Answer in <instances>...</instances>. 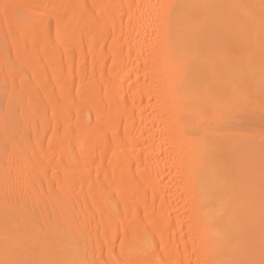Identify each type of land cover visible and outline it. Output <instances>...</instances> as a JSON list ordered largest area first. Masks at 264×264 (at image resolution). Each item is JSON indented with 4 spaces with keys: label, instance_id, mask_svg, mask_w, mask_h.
Wrapping results in <instances>:
<instances>
[{
    "label": "bare ground",
    "instance_id": "1",
    "mask_svg": "<svg viewBox=\"0 0 264 264\" xmlns=\"http://www.w3.org/2000/svg\"><path fill=\"white\" fill-rule=\"evenodd\" d=\"M260 4L0 0V260L17 241L54 264L259 260L239 100Z\"/></svg>",
    "mask_w": 264,
    "mask_h": 264
},
{
    "label": "rangeland",
    "instance_id": "2",
    "mask_svg": "<svg viewBox=\"0 0 264 264\" xmlns=\"http://www.w3.org/2000/svg\"><path fill=\"white\" fill-rule=\"evenodd\" d=\"M258 1H261V0H258ZM259 15H261V13ZM259 19H261V18H259ZM261 21H262V19H261ZM261 32H262L261 35H264V26L262 27ZM243 44H244V42H243ZM245 44L247 45V43H245ZM245 44L243 46V49L245 47L247 48V46ZM254 45H256V44H254ZM254 47L252 46L250 49L251 54L255 53L254 50L256 51L258 46L256 45ZM248 49H249V46L247 49H245V51H247ZM245 51L242 50V52H244V53H243V55L241 54L243 57L242 64H243V67H245L243 69L248 68L250 65L252 67V69H254L256 72L249 74L248 71L252 70V69L250 70L249 68H248L249 70L246 71V74H249L247 76L250 78L249 79L250 82H247L248 85H245V86H249V88H250L249 93H250V95H253L252 100L254 102L255 113H254V115L253 114L248 115V118L250 120L247 119L246 125H244V128H245V132H247V133L251 134V136H253V137H251V139H254L258 142L257 146L262 151V140H264V114L261 113L259 105H260L261 99L264 98V83H262V77H260V75H259V74H261L260 71L262 72V70L257 69V68H259V66H264V58H263L264 53H262L263 57H261V55H256V57H255V54H253L252 57H254V58H252L251 55H249L250 53L248 54V52H247V55H249V56L246 55V57H247L246 58L245 57V54H246ZM259 52H263L262 49ZM250 57H251V59H249ZM258 75L260 78H258ZM246 79H248V78H246ZM246 88H248V87H246ZM251 89H253V90L251 91ZM0 108H1V110H4V108H5V103L3 101L0 102ZM253 166H254V169H253ZM251 170H250V175H249V179L251 180V182L249 183V187H248L249 188L248 189L249 190V193H248L249 194V202L244 207V210H243L244 213H242L241 222L243 225L242 230H243L244 235H245V241H250L251 243L254 244V243L264 242V212H262L261 161L257 160L256 162H254V164H252V166H251ZM262 222H263V224H262ZM25 248L29 249V251L31 250V248L28 245H26Z\"/></svg>",
    "mask_w": 264,
    "mask_h": 264
},
{
    "label": "snow or ice",
    "instance_id": "3",
    "mask_svg": "<svg viewBox=\"0 0 264 264\" xmlns=\"http://www.w3.org/2000/svg\"><path fill=\"white\" fill-rule=\"evenodd\" d=\"M5 12L7 13V10L12 5L5 4L3 5ZM161 8H168L171 7L169 5H160ZM261 9V19L262 22H264V0H261L260 4ZM262 83H264V68H262ZM239 103L241 105H246V110H252L254 108L251 101L247 100V98L241 97L239 100ZM260 111L262 114H264V98L260 101ZM261 177H262V212H264V140H262V153H261ZM24 243L21 241H17V247L16 252L18 253V258H6L4 260H0V264H54L52 261L47 260H36V259H25L23 257V250H24ZM56 264H59V262H56ZM220 264H264V242L261 244L260 249V259H246V260H226L221 261Z\"/></svg>",
    "mask_w": 264,
    "mask_h": 264
}]
</instances>
